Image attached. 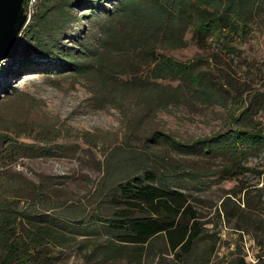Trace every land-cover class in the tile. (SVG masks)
<instances>
[{
    "label": "rangeland",
    "instance_id": "obj_1",
    "mask_svg": "<svg viewBox=\"0 0 264 264\" xmlns=\"http://www.w3.org/2000/svg\"><path fill=\"white\" fill-rule=\"evenodd\" d=\"M76 13L81 16L77 26H90L91 41L97 27L86 23L87 10ZM190 35L185 36L186 45L164 53L182 62L197 61V70L219 86V101H202L189 93L160 99L153 90L127 88L125 83L133 77L145 85L148 73L139 65L125 75L106 71L105 85L81 75L35 68L15 78L1 77L4 69L25 59L29 39L22 32L1 61L0 144L4 138L36 150L0 156V186L21 205L45 207L65 223V230L56 228L63 240L54 249L56 264H83L82 256L101 242L102 230L91 221L96 214L107 217L123 207L115 199L116 182L175 162L194 169L193 175L185 171L168 184L186 195L200 236L188 253L175 258L167 252L164 262L264 264V150L248 155L230 172L223 170L220 159L176 153L158 141L164 134L180 142L211 137L226 130L251 103L252 121L264 132V11L254 13L243 34L226 31L223 38L209 39L202 46ZM168 83L157 80L149 85L163 88ZM164 246L162 234L148 245L152 252Z\"/></svg>",
    "mask_w": 264,
    "mask_h": 264
},
{
    "label": "trees",
    "instance_id": "obj_2",
    "mask_svg": "<svg viewBox=\"0 0 264 264\" xmlns=\"http://www.w3.org/2000/svg\"><path fill=\"white\" fill-rule=\"evenodd\" d=\"M37 2L21 30L29 39L25 59L4 69L1 77L15 78L35 68L57 75H81L105 85L106 71L119 70L125 75L139 65L148 73L145 85L133 77L125 83L127 88L150 89L158 98L189 93L207 102L222 99L215 81L197 70V61L182 62L164 50L186 45L189 32L198 46L223 38L226 31L243 34L254 13L264 11V0H43L35 10ZM78 9L87 10L86 23L98 29L91 41L90 26H77ZM157 80L169 83L166 88L149 85ZM253 105L242 108L226 130L211 137L180 142L164 134L158 141L176 153L220 159L223 170L234 171L248 155L264 150V132L252 121ZM24 149L36 150L3 138L0 156H14ZM185 171L193 175L194 169L175 162L145 168L141 174L127 170L129 176L114 185L115 199L123 207L110 216L96 214L92 219L103 239L82 256L83 264H106L103 262L113 259H125V264H166L165 253L171 252L175 258L188 253L200 236L196 213L186 195L168 184ZM5 193L0 186V264H56L54 249L63 244L56 228L65 230V223L47 208L21 205L19 199ZM161 234L164 250L152 252L148 245Z\"/></svg>",
    "mask_w": 264,
    "mask_h": 264
},
{
    "label": "water",
    "instance_id": "obj_3",
    "mask_svg": "<svg viewBox=\"0 0 264 264\" xmlns=\"http://www.w3.org/2000/svg\"><path fill=\"white\" fill-rule=\"evenodd\" d=\"M27 20L23 0H0V63Z\"/></svg>",
    "mask_w": 264,
    "mask_h": 264
},
{
    "label": "built area",
    "instance_id": "obj_4",
    "mask_svg": "<svg viewBox=\"0 0 264 264\" xmlns=\"http://www.w3.org/2000/svg\"><path fill=\"white\" fill-rule=\"evenodd\" d=\"M36 0H26L25 5H24V11L27 14V18L29 20L30 17V13L32 11L33 5L35 3ZM27 20V21H28Z\"/></svg>",
    "mask_w": 264,
    "mask_h": 264
}]
</instances>
